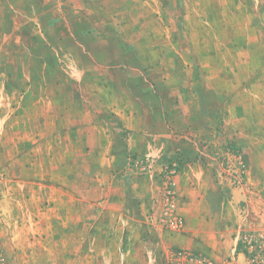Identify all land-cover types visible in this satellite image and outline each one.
Here are the masks:
<instances>
[{"label": "rangeland", "instance_id": "rangeland-1", "mask_svg": "<svg viewBox=\"0 0 264 264\" xmlns=\"http://www.w3.org/2000/svg\"><path fill=\"white\" fill-rule=\"evenodd\" d=\"M148 48L163 50L159 55L151 50L147 54L145 50ZM135 64L145 67L142 69ZM73 66L80 67L87 74V84L91 87L95 86L94 78L101 75L113 81L119 73L121 81H127L128 85L132 79L133 84L143 90L146 99H150L152 106L156 99V107L163 104L167 113L171 112L173 116L175 113L176 118L183 117L182 109L190 116H196L199 134H195L196 130L194 133L188 130L178 133L174 140L180 148L170 153L171 157L169 152L162 155V149L137 156L128 151L122 141L116 140L117 146L113 149L116 168L113 172L121 185L122 177H126L125 181L129 177L135 178L136 193L146 194L147 189L152 191L154 204L149 215L155 228L158 226L172 233L185 229V217L179 210V173L171 176L166 173L172 166L197 162L207 167V176L217 180L221 189L231 196L234 195L233 189L245 188V154L236 142L235 128L232 123H228L227 127L224 116L225 112L234 110V100H238L239 106L243 104L245 110L248 109L246 118H249L251 107L256 108L259 102L254 93L264 91V88L250 85L257 81L264 87V0H0V86H6L5 90L11 96L21 90L34 93L36 85H32L30 92L29 85L25 83L27 80L45 84L44 87L38 86V93L61 96L59 88L64 85V80L72 78ZM178 79L181 80V87L177 92L175 87L172 88V81ZM156 80L163 82L162 90L154 85ZM237 80L245 85H237ZM60 82L63 84L59 85ZM64 95L70 96L67 92ZM242 95H249L250 99H242ZM158 97L163 102H159ZM138 102L134 105L137 106ZM258 106L263 109L259 103ZM7 107L10 119L5 129L10 134L12 128L17 131V127L13 126H18V121L22 119L18 113V117L13 118L11 105ZM206 111L209 117H203ZM28 116L25 113L26 122ZM31 117L36 118L37 123L42 118L39 114ZM46 118L47 124L58 123L55 117L52 120ZM109 128L112 129L111 126ZM7 137L11 144V137ZM66 148L51 151L53 164L48 168L52 181L46 183L49 187H45L43 192L50 190L53 194L51 186L60 187L58 180L62 175L72 176L68 184L73 192L78 194L83 187L86 189L87 183L79 180L88 177L95 154L67 152ZM68 156L72 165H61V157ZM241 157L245 180L238 184L234 170L240 168ZM167 189L173 192L176 211L184 219L181 231L171 229L160 221ZM131 190L134 191L132 187ZM62 198V214L58 213L55 217L56 212L52 213L53 218L60 221L42 234L35 255L28 252L26 245L23 247L25 252H22L24 257L12 255L0 239L5 264H77L67 259L70 257L65 254L68 250L65 252V247L60 245L62 240L65 243L69 241L63 230L65 225L76 221L74 212L77 205L71 197ZM80 207L83 210L91 208L83 204ZM92 208L94 210L93 205ZM247 210L251 228L248 227L242 235L264 237V226L256 228L258 215ZM104 220L105 217H102L99 223L106 222ZM66 221L69 223H63ZM26 223L29 225L28 220ZM17 233L20 235L17 240H27L29 232L24 235ZM4 234L11 233L4 230ZM75 237L74 233L71 239ZM74 247L68 254H75ZM87 250L92 254L93 250ZM150 250H154L153 253L157 251L156 247ZM203 258L218 264L227 261L218 262L207 254L191 250L166 248L151 264H200ZM246 264H250L248 258Z\"/></svg>", "mask_w": 264, "mask_h": 264}, {"label": "crops", "instance_id": "crops-1", "mask_svg": "<svg viewBox=\"0 0 264 264\" xmlns=\"http://www.w3.org/2000/svg\"><path fill=\"white\" fill-rule=\"evenodd\" d=\"M160 36L163 37V33ZM147 50V54L152 51L159 55L163 49ZM135 65L142 69L145 67ZM72 72V78L64 80V85L59 83L62 85L59 88L61 96L38 93V86L44 87L45 84H36L32 80L25 83L29 85L30 92L32 85H36L34 93L21 90L11 96L5 90L6 86H0V239L10 253L24 257L22 252H25L23 247L26 245L28 252L35 255L42 234L60 221L53 218V214L56 212L55 217L58 213L62 214L63 196L75 200L77 210L74 212L76 221L65 225L63 230L69 241L65 243L62 240L60 245L65 247V252L68 250L65 254L70 257L67 259L77 264H151L166 248L204 253L218 262L233 258L239 264H246L247 255L236 248L242 232L251 228L247 209L259 217L256 228L264 226V91L254 93L259 102L256 108L251 107L249 118H246L248 109L245 110L243 104L239 106V101L234 99V110L225 112L224 116L227 127L228 123H232L235 128L236 142L245 154V188L233 189L234 195L231 196L221 189L217 180L207 176V167L197 162L185 163L177 175L179 210L185 217V229L172 233L153 226L155 223L149 215L154 204L152 191L147 189L146 194L136 193V179L132 177L126 181V177H122L123 184L119 183L113 172L116 168L113 149L117 146L118 138L128 151L137 156L162 149V155L169 152L168 156L171 157L170 153L180 148L174 140L178 133L185 130L194 133L196 130L195 134H199L196 116H190L188 111L182 109L185 117L176 118L175 113L174 116L171 112L167 113L163 104L156 107V99L152 106L143 90L136 87L132 79L129 85L127 81L122 82L119 73L113 81L100 75L94 78L97 87H91L87 84V74L80 67H74ZM140 80L143 81L142 77ZM158 81L154 85L162 90L164 84ZM236 83L245 85L243 81L237 80ZM250 85L264 88L257 81ZM180 87V79L172 81L175 91L178 92ZM64 92L70 96H65ZM240 97L250 99L249 95ZM158 98L159 102H163L161 97ZM136 102L137 106L134 105ZM7 105H11L13 118L19 114L22 119L17 122L18 126H13L17 127V131L12 128L10 134L5 129L10 119ZM25 113L29 115L27 122ZM32 113L42 117L39 123L31 117L34 115ZM209 116L208 111L203 115ZM46 117L49 120L55 117L58 123L47 124ZM7 136L11 137V144ZM64 146H67V152L86 151L91 156L94 152L95 159L88 177L79 180L81 183L85 181L87 187L77 194L68 184L72 176L62 175L58 180L62 186H51L53 194L50 190L43 192L45 187H49L46 183L52 181L48 168L53 164L50 155L53 151H62ZM70 161V156L61 157L60 164L71 166ZM81 204L89 205L90 210H83ZM102 217L106 222L99 223ZM85 223L90 225L83 226ZM4 230L11 234L6 236ZM17 232L22 235L29 232L27 240H17L16 237L20 236ZM74 233L76 237L72 240ZM73 246L75 254H68ZM152 247H156L155 253L150 250ZM87 248L93 250L92 254Z\"/></svg>", "mask_w": 264, "mask_h": 264}, {"label": "built area", "instance_id": "built-area-1", "mask_svg": "<svg viewBox=\"0 0 264 264\" xmlns=\"http://www.w3.org/2000/svg\"><path fill=\"white\" fill-rule=\"evenodd\" d=\"M240 168L238 170H234L235 179L238 184H242L245 180V167L243 163L242 157L239 160ZM177 165L173 166L166 170V173L171 176L176 174ZM173 172V173H172ZM163 207L161 208V219L163 225L167 227L181 231L184 227V219L183 217L177 213L176 211V201L175 197L173 196V192L170 190H166L165 197L163 200ZM240 240L244 242V246L247 250V258L250 264H264V237L263 236H249L248 234L241 235ZM6 258L0 247V264H5ZM200 264H218L213 262L212 260H208V258L201 259ZM225 264H239L236 259H229L226 261Z\"/></svg>", "mask_w": 264, "mask_h": 264}, {"label": "trees", "instance_id": "trees-1", "mask_svg": "<svg viewBox=\"0 0 264 264\" xmlns=\"http://www.w3.org/2000/svg\"><path fill=\"white\" fill-rule=\"evenodd\" d=\"M181 167H182V165L179 164V166H177V168H176L177 171H178ZM244 245H245L244 242H243L242 240H239L236 249H237V251H242V252H244V253L247 254V250H246V248H245Z\"/></svg>", "mask_w": 264, "mask_h": 264}]
</instances>
